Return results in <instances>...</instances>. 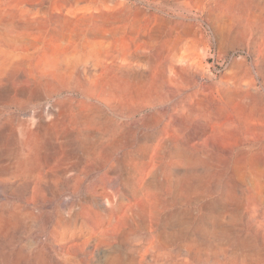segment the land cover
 <instances>
[{"label": "rangeland", "instance_id": "obj_1", "mask_svg": "<svg viewBox=\"0 0 264 264\" xmlns=\"http://www.w3.org/2000/svg\"><path fill=\"white\" fill-rule=\"evenodd\" d=\"M0 264H264V0H0Z\"/></svg>", "mask_w": 264, "mask_h": 264}]
</instances>
